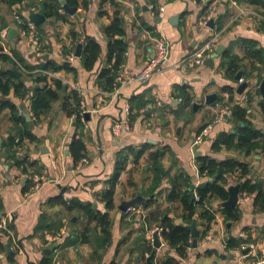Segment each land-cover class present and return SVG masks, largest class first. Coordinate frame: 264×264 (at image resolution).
<instances>
[{
  "label": "crops",
  "instance_id": "obj_1",
  "mask_svg": "<svg viewBox=\"0 0 264 264\" xmlns=\"http://www.w3.org/2000/svg\"><path fill=\"white\" fill-rule=\"evenodd\" d=\"M32 1H35L33 6H25V9L19 4L9 7L0 1V44L6 53L11 55L12 52H17L29 65L43 62L44 57L64 63L66 60L63 47L71 46L69 32L72 28H76L81 35H88L97 40L101 53L92 70H87L80 57H77L70 65L77 69L76 72L61 69L49 73L50 84H53V79H59L68 91L77 90L85 101L89 112L86 126L77 128L76 116L68 115L62 105L63 96L38 123H34L28 106L30 97L22 99L13 92L10 94V98L21 107L22 114V109L26 107L33 133L38 139L37 142L25 139L17 149L18 155H27L31 161H37L41 169L39 175L43 179L37 189L30 193L25 192L23 187L32 176H27L13 165L12 161H5L0 156V219L6 217L13 225L12 228H6L8 234L1 232L0 238L6 242L5 247L8 245L15 252L14 256L8 255L6 247V250L0 253L2 264H39L43 257L52 252L56 264H146L147 256L152 252H148V244L153 241L152 231L158 225L152 222L147 210L144 213L127 214L126 210L120 208L124 200L136 196L140 189L147 200L155 199L151 210H161L165 216L171 217L174 223L187 228L196 220L197 229L201 232L198 246L194 248L191 245L184 256L160 234L162 246L156 250L154 264H253L258 250L254 254H244L238 247L226 249L225 240L229 236L244 239L250 236L251 241L257 244L264 240V209L256 210L255 194L240 193L238 206L241 209V218L235 223L231 222L230 227L218 213V221L213 222L206 232L211 234L212 239L206 240V235L202 236L206 222L199 215L192 222H187L188 211L182 201H168L167 191L172 186L174 176L184 172L191 186L195 185L193 191L196 192L197 186L207 179L206 175L202 176L199 172L197 158L202 155H211L219 160L237 158L251 163L254 176L259 182H263L261 189H264V153L256 151L246 156L234 149L212 150V143L220 133L235 129L231 115L221 121H214L221 107L239 104L247 108L248 118L257 128L264 131V97L259 91V84L264 78V64L249 57L246 53L247 47L243 43L245 40L255 41L257 48L264 49V8L246 1L235 0L236 4H233L232 0H214L208 13L201 15L206 0H202L204 3L198 0H116L119 7L111 1L105 2L103 8L106 14L100 15L102 0H89L87 8L79 4L74 14L61 9L60 12L67 13L65 18L55 17L53 20L54 17H47L44 24L36 27V40L31 34L24 35L23 27L16 21L17 15L28 20L29 9L41 8L38 6L40 0ZM151 3L165 6L163 19L156 20L148 9ZM118 8L125 20V40L128 48L124 72L128 81L118 92L104 91L96 80L107 56L108 39L103 28L111 23ZM204 18H208V21L213 18L214 28H210L208 24L203 25ZM143 24L152 26L153 32H146L148 29L146 25L142 26ZM11 29H17V33L9 39ZM38 33H43L44 40L39 39ZM161 34L169 42V58L147 83L142 84L135 77L153 52L154 38ZM212 39L215 40V49L211 56L218 53L219 46H223L221 53L214 56L213 66L205 64L193 67L183 62L184 58ZM225 50L243 58L238 72H241L242 82H247L248 87L242 93L237 91L241 83L235 79L238 72L230 77L220 66L221 55ZM0 65V68L13 67L8 63ZM19 67L22 75L23 72L28 73L20 63ZM26 84L30 88L28 96H31L38 84L32 77H27ZM227 85L233 87V95L222 91ZM182 88L190 91L193 96V114H190V118L188 114L178 118L173 113V109L181 104L178 99ZM145 90L149 91L154 104H149L139 113L134 109L133 114L139 115L136 114L132 121L127 108H130L132 98ZM249 90L254 91L250 99ZM212 93L217 94L215 101L221 98L216 105L206 103V96ZM194 104H197V107ZM116 123H121L122 130L115 133L113 127ZM206 123H212V129L202 143L194 145L196 135ZM12 125L9 111H1L2 142L8 136ZM75 134L83 139L86 146L85 156L88 162L83 165L75 162L70 152V142ZM128 148L143 150V154L138 162L129 154L126 169L115 188L114 205L110 209L103 199V192L108 188V181L115 172L118 155ZM159 149L165 150L163 168L168 175L163 177L160 186L152 192L154 174L150 156ZM195 151H200L201 154L195 157ZM31 171L29 168L30 173ZM24 179L26 181L22 183ZM56 196H63L67 200L76 199L83 203L90 202L95 212H108L110 235L107 240L104 241V230L100 222L91 219L89 214L79 207L68 208L53 201ZM223 202L212 199L210 204L217 209ZM146 216H149L150 227L145 222ZM43 219L50 225L62 224L59 231L57 230L62 234L61 241H56L55 244L53 240L57 231H38L37 228ZM221 222L224 223L223 227ZM67 237L71 238L72 243L57 247L59 243L63 244ZM9 238L11 244L7 243ZM52 245H56L55 249L45 253ZM208 250L213 253L206 254Z\"/></svg>",
  "mask_w": 264,
  "mask_h": 264
},
{
  "label": "trees",
  "instance_id": "obj_2",
  "mask_svg": "<svg viewBox=\"0 0 264 264\" xmlns=\"http://www.w3.org/2000/svg\"><path fill=\"white\" fill-rule=\"evenodd\" d=\"M1 2L7 4L9 7L15 5H21L25 9V3H28L29 7L33 6L35 1L32 0H0ZM111 1L112 4L119 7V3L116 0H102V7L99 11L100 15L106 14V11L103 8L105 2ZM203 2L202 0H198ZM239 2L246 1L248 3L259 5L264 8V0H238ZM68 5L71 7H76L79 4H82L83 7L87 8L89 0H66ZM214 0H208L204 3V7L201 11V15H206L208 13L210 5ZM39 7H44L46 9V16L48 18L56 17L58 19L65 18L67 13L60 12L62 7L59 0H40ZM143 24L142 26H145ZM221 28V25L218 26V29ZM104 33L108 39L107 43V56L106 63L100 69L97 75V84L104 91H113L115 86L116 77L119 72V66L124 63L125 54L128 48V43L125 40L126 29H125V20L121 14L120 9L118 8L110 24L104 26ZM146 29L153 32L154 28L152 26L146 25ZM40 40H44L43 33L40 34ZM69 38L71 40V46L63 47V54L75 51L78 44L82 45L80 59L83 66L87 70H92L98 61V58L101 53L100 43L90 36L81 35L76 28H72L69 32ZM247 47V55L251 58H254L264 64V49L257 48V43L255 41H243ZM44 48V47H43ZM242 59L240 56L234 54L230 50H225L222 52L220 66L224 69L225 74L230 77L235 76V74L241 68ZM0 63H8L11 68H0V112L8 110L10 113V120L13 125L10 129L8 136L2 142V148L0 152L1 158L5 161H12L13 165L17 166L22 170L23 173L27 176L34 174H40L41 169L37 165V161H31L27 155H18V148L23 144L25 139L30 140L31 142H37L38 139L32 130V123L27 120V118L22 114L21 107L18 106L11 98L10 94H13L19 98H24L30 92V88L27 86L26 81L27 77H32L33 80L38 84L34 89L33 93L30 96V106L34 114V123H38L42 117L47 114L52 105L62 98L63 96V107L67 111L68 115L76 116V126L77 128L81 127L83 124L79 115L80 112V102L81 96L78 91L72 89L67 90V87L64 88V83L59 79H53V84L49 83V73H54L60 71L61 69H66L72 72H76L77 69L72 66H66L64 63H58L55 60L44 57L43 62L39 64L29 65L25 60L17 53L12 52L10 55L4 51V47L0 44ZM19 63L23 65L28 73L23 72V75L18 77L12 71V68H17L20 70ZM38 69V71H36ZM41 84V85H39ZM223 92H228L233 95L234 89L231 86H224L222 88ZM149 91L145 90L143 93L134 96L131 100L132 104L130 106V120L133 121L135 115H139V111L144 109L149 104H154V100L149 96ZM258 93V90L256 91ZM254 94V91L249 90L248 97L249 99ZM179 97L182 98L181 104L176 106L173 109L176 117H181L183 114H193V96L190 91L182 88L179 92ZM221 98L213 103L216 105ZM134 109L138 113L133 114ZM231 109V120L235 123L234 131L222 132L212 143L213 151H220L223 148L234 149L241 153H244L246 156L251 155L256 151H261L264 153V131L257 128L253 122L248 118L247 108L239 105L233 104L230 106ZM262 110L264 113V101L262 103ZM188 118V120H189ZM208 123L204 124L200 131H202ZM199 131V132H200ZM70 152L74 158V161H79L82 157L86 155V146L82 138L77 137V134L74 135L73 139L70 142ZM129 154L133 155V159L136 162L139 161L143 154V150L137 151L134 148H128V150L122 151L118 155L116 162V169L113 176L108 181V188L103 192V199L106 201L108 208H112L114 205V194L115 188L119 181L121 174L125 171ZM165 156V150H156L151 153V160L153 163V190L154 192L161 184L163 177L168 175V172L163 168V159ZM198 167L200 175L207 177L205 181L200 183L197 186L196 192L199 196L198 199L195 197L192 199L190 196L189 188L191 183L188 176L184 172H179L172 179V186L167 191L168 201L174 202L177 200L182 201L184 208L188 213L186 214L187 222H192L194 218H197L199 215L202 220L207 224L205 230L203 231L202 236L206 235V232L211 228V224L215 222L216 216L221 214L224 217L226 223H235L241 218V209L237 205L236 207H221L215 209L211 206L212 199H218L221 202L225 201L229 197L228 187L232 183H239L243 181L241 188V194L253 195L254 206L256 210L260 211L264 209V189H258V182L256 176H254L253 165L249 162L242 161L237 158H227V159H216L211 155H202L197 158ZM29 168L32 169L31 173ZM33 185L32 178L26 182L23 187V190L26 192ZM161 193V192H159ZM158 193V194H159ZM57 203H62L68 208L79 207L83 209L87 214H89L91 219H95L103 226L104 230V241L107 240L110 235V221L109 213L95 212L92 208L90 202L83 203L76 199L67 200L63 196H56L52 199ZM155 204V199L150 198L143 203V207L148 211L150 219L153 223H156L159 227L162 228L161 234L167 240V242L175 247L181 255L187 254V248H189L192 243H190L191 232L190 230L181 224H176L173 222L171 217L165 216L161 210H151V206ZM151 208V209H150ZM198 208L200 211L198 212ZM151 210V211H150ZM61 223L58 225H50L46 219H43L38 226V231H59ZM9 228H12L13 225L10 222L8 224ZM57 231V233H58ZM264 233V231L262 232ZM2 234H8V230L4 229ZM252 238L249 236L247 239L237 238L234 236H229L225 240L226 249H233L239 247L242 243L251 241ZM5 243L0 238V253L6 250ZM8 244H11L10 238L7 241ZM72 243L70 237L65 238L63 244H58L57 247L67 246ZM153 250L152 243L148 244V252ZM213 251L208 250L206 254H212ZM13 262L14 259H11ZM0 264H2L0 258ZM39 264H56L55 255L52 252L51 254L43 257ZM112 264H116L113 262ZM162 264H178L172 262H165Z\"/></svg>",
  "mask_w": 264,
  "mask_h": 264
},
{
  "label": "built area",
  "instance_id": "obj_3",
  "mask_svg": "<svg viewBox=\"0 0 264 264\" xmlns=\"http://www.w3.org/2000/svg\"><path fill=\"white\" fill-rule=\"evenodd\" d=\"M206 1H208V0H206ZM231 2L233 4H236L235 0H232ZM148 9L152 12V14L156 18V20H161L165 16L166 8L164 5H156L154 3H151L148 5ZM16 21L19 25H21L23 27L22 33L24 35L31 34L33 37L36 38V40H38L37 33H36V27L32 22H30L29 20L22 19L19 15L16 16ZM208 22H209L208 18H204V20L202 21V24L207 25ZM147 31L149 32L150 30H146V32ZM214 41L215 40L212 39V40L206 42V44L202 48H200L199 50H197L193 54L184 58L183 62H185L188 65L193 66V67L204 66L206 64V59L211 57V53L215 49ZM75 53H76V50L65 54L64 55L65 60L70 61L72 63L77 58ZM169 53H170V46H169V42L166 39V37L162 34L159 36H156L154 38L153 52H152L151 56L147 59L143 69L136 75L135 78L137 80H139L142 84L147 83L152 78V76L155 75L161 69L162 64L169 58ZM129 79H131V77ZM242 80L243 79H240V82H242ZM127 81H128V78L125 75L124 63H123L119 66V72H118V75L116 77L115 86H114L113 91L118 92L119 88L124 83H126ZM29 97L30 96H28V94H27L26 97H24L22 99H29ZM178 100L182 101V98H179ZM80 104L81 105H80L79 115H80L82 124L86 126L87 125L86 113H89V112H88L87 105H86L85 101L82 99V97H81ZM28 106H29L31 118H34V114L31 110V106H30V100H29ZM127 112H128V115H130V108H127ZM229 115H231L230 107H228V106L221 107L220 111L218 112L217 117L215 118L214 121L215 122L221 121L226 116H229ZM128 122H129V119L127 120V123ZM126 126L128 127V124ZM212 127H213L212 123H210L201 132H199V134L196 135L193 144L197 145V144L202 143L205 136L208 135V133L212 129ZM121 130H122L121 123H116L113 127V131L116 133V132H119ZM87 162H88V158L86 156H84L78 161V164L83 165ZM31 178L33 180V185L28 190L29 193L34 191L35 189H37L40 185L41 180L43 179V177L39 174H34ZM194 193H195V198L198 199L199 196H198L197 192H194ZM135 212L144 213V212H146V209L143 207L142 204L136 205V206H130L126 209L127 214H132ZM218 219H219V217L217 215L216 220L218 221ZM216 220H215V222H216ZM221 223H222V227H223L224 223L223 222H221ZM8 224H9L8 218L5 217V218L0 219V233L8 227ZM155 231H158L159 235H160L162 232V228L157 226L152 231V234ZM205 239L211 240L212 239L211 234L207 233ZM53 240H54L55 244H56V241H61L62 240V234L57 233V235L55 237H53ZM192 242H193V239L190 240V243H192ZM151 243L153 245V241H151ZM246 248H249L248 254H254L258 250V252H256V254H255L256 259L253 262V264H264V240L262 241L261 244H257L255 241H249L246 243H242L238 247V249H240V250H244Z\"/></svg>",
  "mask_w": 264,
  "mask_h": 264
},
{
  "label": "water",
  "instance_id": "obj_4",
  "mask_svg": "<svg viewBox=\"0 0 264 264\" xmlns=\"http://www.w3.org/2000/svg\"><path fill=\"white\" fill-rule=\"evenodd\" d=\"M59 2L61 4L62 10H64L65 12H67L69 14H74L77 11V7H71L70 5H68L66 0H59ZM25 6L28 7V3H25ZM55 19L56 18L54 17L53 20H55ZM28 20L30 22H32L35 25V27L41 26L47 20L46 9L44 7H41L39 10L29 9ZM208 26L210 28H214V19L213 18H211L209 20ZM16 33H17V29H11L9 31V34H8L9 39H12L14 37V35H16ZM81 49H82V45L78 44L77 49H76V53H75L76 57H78V58L81 56ZM222 50H223V46H219L217 49L218 53H221ZM218 53H215L213 56L207 58L206 59V65L213 66L214 65V56L218 55ZM71 64L72 63L70 61L64 62V65H66V66H70ZM0 67H1V65H0ZM12 71L18 77H20L22 75V73L17 68H12ZM241 77H242L241 72H238L237 75L235 76V79L239 81L241 79ZM65 87L66 86H64L63 89H65ZM247 87H248L247 82H241L238 86L237 91L239 93H242ZM259 91L262 93V95L264 97V78L261 80V82L259 84ZM216 98H217L216 93L208 94L206 96V103L213 104L215 102ZM194 106L197 107V104H194ZM22 110H23V114L27 118V120L31 121V118L28 115L26 107H24ZM88 119H89V113H86V120H88ZM1 148H2V137L0 136V151H1ZM200 154H201L200 151L194 152L195 157H198ZM25 181H26V179H24L22 183H24ZM242 185H243V181H241L237 184L230 185L228 187L229 197L227 200H225L222 203L223 206H225V207H236L238 205ZM262 185H263L262 181L258 182V189H261ZM194 188H195V185H192L191 186L192 191L190 193L192 198L195 197V193L193 191ZM146 200H147V198L142 195V189H140L139 193L136 196H134L130 199L124 200L122 202V206H120V208L125 211L128 207L142 204V203L146 202ZM94 207H96V204H94ZM145 222L147 223V226L150 227L149 216L145 217ZM227 226L230 227L231 223H227ZM188 228L191 230V236L193 239L192 247L196 248L198 246L199 238L201 235L200 230L197 229L196 220H193V222L190 225H188ZM161 246H162V243L160 241L159 232L155 231L153 233V247H154V249L147 256V259H146L147 263L146 264H154L153 259H154L155 254H156V250L158 248H160ZM6 247H7L8 255L14 256L15 252L12 251V249L8 245ZM55 247H56V245L50 246V248H48L45 251V253H48L50 250L55 249ZM248 251H249V248L242 250V252L244 254L248 253Z\"/></svg>",
  "mask_w": 264,
  "mask_h": 264
}]
</instances>
